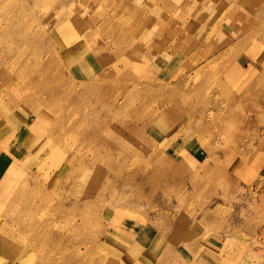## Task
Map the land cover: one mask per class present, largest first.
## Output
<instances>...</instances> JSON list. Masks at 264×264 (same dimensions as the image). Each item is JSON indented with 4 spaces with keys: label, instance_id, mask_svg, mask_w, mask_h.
I'll return each instance as SVG.
<instances>
[{
    "label": "rangeland",
    "instance_id": "obj_1",
    "mask_svg": "<svg viewBox=\"0 0 264 264\" xmlns=\"http://www.w3.org/2000/svg\"><path fill=\"white\" fill-rule=\"evenodd\" d=\"M0 1L7 27L33 33L21 67L43 71L30 88L0 86L4 101L26 91L54 107L49 125L75 123L44 154L29 134L18 143L0 126V169L28 181L9 195L28 200L36 182L56 181L40 206L21 203L29 224L7 237L10 252L0 246V264H264V26L244 23L264 24V0H69L96 17L62 7L65 20L50 25L43 12L63 0ZM11 75L29 82L20 68ZM146 77L162 84H140ZM15 108L7 112L30 118ZM93 131L111 141L83 138ZM62 139L79 155L56 179Z\"/></svg>",
    "mask_w": 264,
    "mask_h": 264
},
{
    "label": "bare ground",
    "instance_id": "obj_2",
    "mask_svg": "<svg viewBox=\"0 0 264 264\" xmlns=\"http://www.w3.org/2000/svg\"><path fill=\"white\" fill-rule=\"evenodd\" d=\"M82 5H83V2H82ZM82 5L80 7H78V6H75L74 3L69 4V0L60 1L57 3V7L59 8L58 10H55L52 12H43L42 21L48 22L47 25H50V24L60 22L62 19L65 20L64 17L59 14V12L61 11L60 9L62 7H66L68 9V11H70V12H78L79 13V11L82 10L85 13L81 14V12H80L79 15H84L85 17L86 16H91L93 18L96 17L97 12H96V10H94V8H87V7H85L86 4H84L83 6ZM1 7H2V2L0 1V8ZM106 17L108 18V15H106ZM8 18H9V16L0 14V48L5 49L3 56L0 57V86L5 87L6 88L5 91L6 90L10 91L11 89H16V88L21 89L24 86L30 88L34 85V83H36L38 80L41 79V77H42L41 73L43 74V71H41V73L36 72L37 69H35L34 67H32V68L21 67V61L24 58V56H22V53L25 52L28 55H30L28 46L32 41L33 33L31 34V36L27 35L25 32H23L22 34L19 35L16 30H14L10 27H7L6 24L8 23V21H12V20H8ZM108 19H110V18H108ZM3 21H5V22H3ZM206 22H209V20H207ZM91 23L98 24L97 18L95 21H93ZM244 23L253 24L257 29L263 28V26H264V24L257 23L256 21H252V20H247L246 18L244 20ZM111 33H112L113 38H110V39L113 41V43L121 39V37L118 35L117 32L112 31ZM19 39H25L27 41L26 44L22 45L21 41ZM195 47H196V44H191L189 47V50H193ZM18 48H20V52H17ZM72 49L74 50V48H72ZM183 50H184V48H182L181 51H179V53L175 54L176 58L177 57L179 58L180 55L184 54ZM31 53H33V50ZM31 55H32V57L34 56V54H31ZM257 56L258 55L255 54V58ZM70 57L76 58L75 55H71ZM139 60L140 59L133 57L129 61L137 62ZM132 62H130V63H132ZM143 63L144 62L139 64L141 68H142ZM123 65L127 66L125 64H123ZM159 65L160 66H167L164 62H159ZM144 67H147V64H144ZM237 67H240L239 64L237 65ZM17 68H20L23 73L28 74L29 82H27V83L23 82L22 85H19L20 80L18 79V77L11 75L12 70L17 69ZM166 68H167V70H169V73L172 72L173 67L172 68L166 67ZM110 71L111 72L117 71V65L112 64ZM148 75H151V72L148 73ZM34 79H36L35 82H34ZM162 80L163 79L156 81V77H153V78L146 77V79H144L142 81H140V80H138V81L140 84L143 83V81H152L155 83H161L162 84V82H161ZM182 89L185 90L184 88H182ZM5 91H4V93H5ZM188 103H189V101H187V104ZM39 104H40V97L32 96L29 93H27L26 91L21 93V94H18V96L15 99L10 100V101H4L3 94H1V92H0V126L1 127L7 126L8 130L11 131L13 139L16 140L18 143L23 137H25L29 134L30 136H32L35 139L34 143L36 145V148L39 146L37 148L38 154H40V153L44 154L46 151L45 149H48V150L52 149V146H50V145H53V139H56L57 137L65 138L67 135H70L74 130V124L75 123L70 122L69 124L58 123L56 125H52V124L49 125L48 122L50 120V116L54 114L52 112L54 107H43L42 108V107H39ZM15 107L16 108H22L25 111H27V113L29 115L28 114H26V115L30 116V118H28L27 120H20L17 116H15V114L7 112V109H9V108L13 109ZM194 108L195 107H194L193 103H190L188 106V111H195ZM116 111H117V109L111 110V112H113V113H115ZM94 112H92L91 114H93ZM63 118L65 119L64 114H63ZM91 120H93V124L90 126H93L94 130L98 129V125L100 124L99 123L100 120L98 121L95 118H91ZM142 125L144 126V123H142ZM47 126H49V129H47ZM10 127H14L19 132H14ZM129 132H130V136H134V137H131L130 140H132V139L135 140L138 137L137 127H134L133 129L132 128L129 129ZM83 138L84 139H91L92 138L98 144H100V143L106 144V143H109L111 141L107 137L105 138V137L95 135L94 131H93V134H86V135H84ZM32 144H33V142H32ZM35 145H34V147H35ZM47 145H49V146H47ZM57 145H58L59 155L64 154V159L61 162L62 164L59 166V169H58L60 172V176L56 177V179H58L62 175H65V177H66V173L71 170V167H70L71 162L75 161V158L77 157V155H79L78 153H71V152L66 151L67 150V143H66L65 139L59 140ZM20 151H21V147H19V146L15 147L13 149L12 154L14 156L19 157ZM83 161L84 160L81 159L80 162H78V164H77L78 168L76 167L77 169L83 170L82 169ZM159 161H162V160H159ZM165 162L167 163V159L165 160ZM52 166H53V164H52ZM0 170H2L1 175L3 177V182L8 187V189L5 190L6 194H4V193L2 194L0 191V246L4 247V249L6 251L10 252L11 249L8 248L7 237L9 235L15 234L16 230H17V228H19L20 224L24 223V227L29 224V222H25L26 221L25 219H23V218L21 219V216L24 213H30V210L25 211L23 209L21 203L26 201V202H30L32 204H36L35 206H37V207L40 206L42 204L43 199H44V194L46 192H48L49 190L55 189V186H56L55 182L56 181L55 182L50 181V183H49L50 185H48V186H44L45 185L44 180L42 182H36L37 194L33 197H28V200H26L23 196L18 195V194H14L15 192L9 195L11 190L13 191V189L16 190L18 188V184H16V183L19 180L20 181L24 180L25 182H28L27 179L25 178L26 176H24V174L22 172H19L18 169L13 174H11L10 170L7 167H2ZM153 174L159 175L156 172H154ZM62 187L66 188V185H64ZM179 199H180V197H178V200ZM111 213H114V214L117 213L115 215L119 218L123 217V212H119L115 209L107 211V214H111ZM162 219L164 220L163 217H162ZM171 220H173V219L166 218V220H164V221L161 220V222H163V224H165V225H173L172 223L169 224L171 222ZM184 225H193V224L190 223V224H184ZM30 226H32V225H30ZM36 226H37L38 231L43 230L41 227H39V225L36 224ZM192 228H195V225H193ZM186 229L189 230L190 228H186ZM128 233L131 234L130 232H128ZM163 257H162L163 259H167L169 256H163ZM163 261H165V260H163ZM95 264H97V263H95Z\"/></svg>",
    "mask_w": 264,
    "mask_h": 264
}]
</instances>
